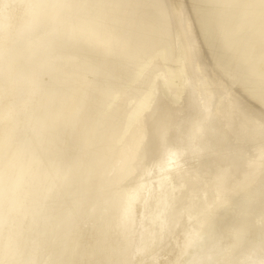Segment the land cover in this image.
<instances>
[{
	"label": "bare ground",
	"instance_id": "obj_1",
	"mask_svg": "<svg viewBox=\"0 0 264 264\" xmlns=\"http://www.w3.org/2000/svg\"><path fill=\"white\" fill-rule=\"evenodd\" d=\"M103 2L0 0V264H264V151L254 132L230 135L246 126L243 112L260 111L248 91L264 68L260 0L209 8L210 32L192 0H168L184 5L185 39L216 108L202 116L186 86L191 68L161 58L158 74L169 75L154 73V86L172 106L155 124L145 118L143 130L135 121L140 81L109 103L101 87L84 90L75 75L80 64L100 65L88 76L99 82L103 71L127 65L119 53L64 35L107 14L97 7ZM48 49L78 61L46 66ZM140 136L174 147L180 167L162 150L142 159L136 176H121L125 149ZM53 162L70 169L67 180L56 178ZM130 187L145 198L132 205L134 223L122 234L115 223Z\"/></svg>",
	"mask_w": 264,
	"mask_h": 264
},
{
	"label": "snow or ice",
	"instance_id": "obj_2",
	"mask_svg": "<svg viewBox=\"0 0 264 264\" xmlns=\"http://www.w3.org/2000/svg\"><path fill=\"white\" fill-rule=\"evenodd\" d=\"M261 9L264 10V0H260ZM98 8L107 10L90 20L86 25L74 26L66 29L64 35L67 39H82L93 50H99L106 54L119 53L127 60V65L119 71H103L100 81L95 82L88 79L91 74L101 71L100 65L80 64L79 71L75 74L84 90L101 87L102 94L109 103L128 91L130 80L136 79L143 84L139 103L135 112V121L139 129L145 118L155 124L160 114L171 108L166 96L161 97L154 86L153 74H158V65L161 58L171 61L175 68L181 66L191 68V79L186 82L187 88L191 89L196 96L201 115L211 114L216 108L215 90L210 82L204 78L198 68V54L191 46L190 40H186L187 17L184 5H173L168 0H104L97 5ZM211 7H231L230 0H217L215 5L209 4L206 0H192L190 11L195 10L201 16L202 23L210 32L208 9ZM183 29V31H181ZM55 26L52 31L54 32ZM264 42V32L261 36ZM78 58L73 55L60 56L51 49L46 50L44 63L52 67L59 62L77 63ZM261 64L264 65V54L261 55ZM169 74H158L159 79H164ZM183 80V73H179ZM249 94L260 101V111L243 112L241 118L246 126L237 127L230 135L236 137L247 136L254 132L259 137L261 150L264 151V68L258 86L249 88ZM220 103L225 109L229 107L228 100L221 97ZM78 116L73 117L68 123H75ZM43 130L48 124L41 122L39 125ZM198 133H204L206 128L198 126ZM143 149V157L141 151ZM167 150L175 160L176 168L180 167V155L174 147L167 142H149L145 136L128 146L124 152V163L121 168V176L132 178L136 176L137 169L141 167L142 159L149 162L156 153ZM54 174L57 179L67 180L70 169L60 167L52 163ZM146 172V167L143 168ZM222 173L217 177L222 180ZM144 194L140 188L130 187L121 196L120 208L116 219L115 227L126 234L133 225L131 207L141 199ZM264 215V214H262ZM66 224L73 222L72 214L66 217Z\"/></svg>",
	"mask_w": 264,
	"mask_h": 264
}]
</instances>
